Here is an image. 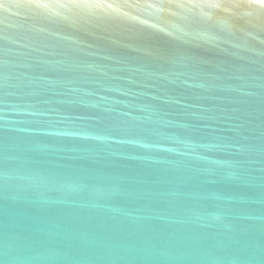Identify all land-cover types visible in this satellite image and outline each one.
Masks as SVG:
<instances>
[{
    "label": "water",
    "instance_id": "obj_1",
    "mask_svg": "<svg viewBox=\"0 0 264 264\" xmlns=\"http://www.w3.org/2000/svg\"><path fill=\"white\" fill-rule=\"evenodd\" d=\"M0 264H264V0H0Z\"/></svg>",
    "mask_w": 264,
    "mask_h": 264
}]
</instances>
